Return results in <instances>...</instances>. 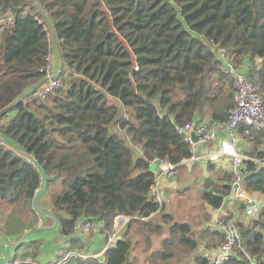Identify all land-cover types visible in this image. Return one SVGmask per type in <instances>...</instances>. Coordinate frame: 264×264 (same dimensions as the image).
<instances>
[{
  "label": "trees",
  "instance_id": "1",
  "mask_svg": "<svg viewBox=\"0 0 264 264\" xmlns=\"http://www.w3.org/2000/svg\"><path fill=\"white\" fill-rule=\"evenodd\" d=\"M0 16L13 17L1 26L0 138L45 171L44 193L59 234L70 238L83 218L101 226L106 244L115 218L124 217L128 227L139 223L146 250L162 236L149 264L193 254L194 264H208L199 241L216 248L223 241L218 231L206 228L196 236L190 224L167 214L158 224L142 221L163 212L150 197L156 173L148 169L154 159L176 165L191 157L177 127L227 120L234 90L220 52L234 67H246L264 97V0H0ZM51 48L64 88L25 99L44 80L40 69ZM243 130L239 137L253 142L248 157L260 162L244 163L243 191L264 198L262 132L246 136ZM41 182L36 167L0 145L3 236L18 239L37 226L32 200ZM232 182L228 172L206 178L201 205L219 210ZM235 225L240 240L226 264H264V202L255 219ZM128 227L104 251L103 263L89 257L76 264H131ZM29 239L17 246L29 249L22 264L39 253L40 241Z\"/></svg>",
  "mask_w": 264,
  "mask_h": 264
},
{
  "label": "built area",
  "instance_id": "2",
  "mask_svg": "<svg viewBox=\"0 0 264 264\" xmlns=\"http://www.w3.org/2000/svg\"><path fill=\"white\" fill-rule=\"evenodd\" d=\"M13 17L7 18L0 16V38L3 31L1 27L3 24H12ZM53 48L50 49L46 55L44 66L40 69V72L44 75V80L33 88L25 97L43 99L48 95H51L54 91L64 88L63 82L58 78L60 69L57 74H54L52 69V62L54 59ZM221 59L223 60V70L228 73L233 83V102L234 105L229 111L227 120L223 123H209L204 122L200 124H187L182 127H177V134L180 135L184 142L189 144L192 155L190 158L181 160L178 164L173 165L167 161L154 159L151 163L156 166V176L154 183L150 188V197L153 202L157 203L159 207L164 204V191L162 183L164 179H171L174 177L175 172L178 168H190L198 160H202L204 164H217L219 168L225 169L229 174L232 175L233 182L231 190L234 189L233 198L241 203H246L247 214L253 215L257 213L258 204L248 198V195L244 193L242 186V169L244 163L251 160L260 164L259 160L250 159L248 156H242L239 150L237 130L239 127L244 128V135L248 136L252 131H264V97L259 92L257 85L246 75L244 71L234 67L225 58L224 52H220ZM191 134L198 137L197 142H193ZM218 144L214 151L207 152L203 157L196 156V149L199 145L202 146H215ZM0 145L5 149H9L14 154L23 160L25 163L32 165L33 158L29 155L23 154L20 150L13 149L1 141ZM223 161L224 163H221ZM264 161V160H263ZM81 219V218H80ZM78 219L74 224V233L86 234L94 233L96 223L83 221L78 223ZM128 218L117 217L114 220V234L109 237L106 244L102 248V253L112 247L115 243V239L119 236V233L123 227L124 220ZM129 219L127 220V222ZM145 221V219H142ZM41 221H38V225ZM215 230L220 233L223 241L216 247L212 248L209 252L208 264H226L230 258L235 254L234 248L237 246L240 240L239 231L235 225V222L231 220H224L222 215L217 214L214 219ZM73 233V234H74ZM210 253L212 254L210 256ZM89 257L96 258L93 254H78L75 251H68L61 259V263L65 264L73 260H85ZM3 259V264H22L18 260H7L0 256V260ZM103 263V257L99 261Z\"/></svg>",
  "mask_w": 264,
  "mask_h": 264
},
{
  "label": "crops",
  "instance_id": "3",
  "mask_svg": "<svg viewBox=\"0 0 264 264\" xmlns=\"http://www.w3.org/2000/svg\"><path fill=\"white\" fill-rule=\"evenodd\" d=\"M53 51H54L55 56H57L59 58L58 52L55 49H53ZM60 68H61V63L59 62V69ZM244 70H246V67H243V69H241V71H244ZM53 73L57 74L56 71H54ZM238 143H239V150L241 148H244L245 151L250 149L252 147V144H253V142H251V141L250 142H248V141L245 142V141H242L240 138H238ZM217 147H218L217 143L215 144V146H212V145L211 146L199 145L197 147V149H196V156L197 157H199V156L203 157V156H205V154L207 152H212V151H214V148H217ZM258 151H263L264 152V146L261 147ZM136 153H137L136 156H138L139 155V149H136ZM201 161L202 160H198L197 162H195L193 164L195 166V168H198V170L202 169V172H200V176L203 179V181L201 182L202 183L201 186L203 185V182L205 181V179L212 177L214 173H216V172H227L225 169L219 168L217 166V164H211L210 163V165H213V169L212 170L208 169V164H207V167L205 168L203 166V164H202L203 162L201 163ZM221 163H224V162L221 161ZM196 172H197V169H194V171L192 173L191 170H189V169L186 170L184 167L183 168H178L177 171L175 172V175H174L173 178L164 179V181L162 183V188H163V191H164L163 212L161 214L153 215V216L150 217V219H145V220L148 221V220H151L153 218L160 219L161 215H164V214L170 215L172 220H176V217L175 216L173 217V213H171V210H170L172 204L174 203L172 201V199L175 198L172 195V192L177 188V186H179V184H181L180 182H181V178L182 177H184L186 175H189L191 177L193 174H197ZM201 186H200V188H201ZM200 188L197 189L198 190L197 192L200 191ZM248 198L250 200H252V201H255L258 204V207H260L262 205V203L264 202L263 196H261L259 194L248 195ZM178 199H176V200H178ZM169 202L171 203L170 204V208L165 210V208L167 206L166 204H168ZM164 205H165V207H164ZM190 205L191 204H189V206ZM193 205L194 204H192L189 207V210L191 209V207ZM203 208L205 209L204 210L205 211V215L210 216V220L209 221L205 220V223L203 224V226L201 228L202 230H204L206 228H209V229H211L213 231H216L215 227H214V219H215L217 214L224 215V216L228 215V216L231 217V219H229V220H231L233 222H242V223H247V222L251 221L252 219H255L256 215H257V213L256 214L254 213L251 216L248 215L247 214V205H246V203L238 202L234 198H230V197L221 206V208L219 210H217V211L211 210V209H209V208H207L205 206H203ZM43 209L49 211L48 208L44 207ZM184 210H188L187 206H184ZM257 212H258V210H257ZM5 215H6V213H4V214H2L0 216V227H2V225H3V219H4ZM189 217H191V216H189ZM38 219H39L38 221H41L39 225H38V223H36L38 225V227L51 226L52 223H53L52 220L47 219L45 217H40ZM38 221H36V222H38ZM83 221H84V219L81 218L78 221V223H81ZM181 222H183V221H181ZM96 224H97L96 225L97 230H95V232L93 233L95 235H93L90 238V240L87 239V241H85L86 243H88V250H87L88 252H84V253H81V254H89V255L93 254L94 256H96L95 259L100 261L101 258L103 257L102 248H103V246L105 244L103 242V236H102V233H101V226L98 223H96ZM126 230L127 229H125V231ZM129 231H130V229H129ZM44 232H48V233L29 236L31 241L32 240H38L40 242L42 241V243L40 245L41 253L39 252L37 258L32 260V261H30L29 258H26V262H31L32 264H62L61 263L62 257L69 250L70 251H74L75 250V247L73 246V244H70L69 239H78L79 241L84 242V238H82V237H87L88 236L87 234H82V233H79L77 231V233H74L70 238H64V237H62L59 234V228L57 226L51 231H44ZM38 233H40V232H38ZM121 234L122 233H119V236ZM15 241H16L15 238H13L11 236H3L1 234V232H0V256L6 258L7 260H13L15 258V256L17 254H19L20 258H16L15 260L21 261L23 259L21 257L26 252L28 253L29 249L26 250L25 247H23V246L22 247H17V248L11 247V245ZM204 246H205L204 241L201 240V243L199 241L198 252H200V253L202 252L203 256L206 259H208L209 258V252L211 251L212 248L211 249L210 248L206 249ZM17 249H18V251H17ZM152 250H157V248H154ZM132 251H133V249H132ZM132 251L130 253V257L133 258L134 256L132 255ZM12 253H14L16 255H14V257L12 259H9V256ZM77 253L80 254L79 252H77ZM211 255L212 254L210 253V256ZM76 262H77V260H74V261H71V262H68V263H65V264H76ZM0 264H3V259L0 260Z\"/></svg>",
  "mask_w": 264,
  "mask_h": 264
},
{
  "label": "rangeland",
  "instance_id": "4",
  "mask_svg": "<svg viewBox=\"0 0 264 264\" xmlns=\"http://www.w3.org/2000/svg\"><path fill=\"white\" fill-rule=\"evenodd\" d=\"M0 40H1V38H0ZM59 62H60L59 58L57 56H54V60L52 62V69L54 71H56V73H58V70H59ZM239 70H241V68ZM261 132H262L261 140L263 141L261 147H263L264 146V137H263L264 131H261ZM241 140L245 141V142L248 141V140H244V139H241ZM248 142H250V141H248ZM251 149H252V147L250 149H248L247 151H245L244 148H241L240 149L241 155L247 157L248 156L247 153L251 152ZM202 164L205 168L207 167V164H204V163H202ZM185 169L191 170L192 173H193L194 169H197V172H196L197 174H193L191 177L189 175H186V176L181 178V182H180L181 184H179V186H177V188L172 192V195L175 197L174 199H172V201L174 203L172 204L171 208H170V204H171L170 202L171 201L168 204H166L167 206H166L165 210L170 208L171 213H173V217L174 216L176 217V220H174V221L187 222L188 224L191 225L192 230L195 233V235L198 236V233L202 230L201 228H202L203 224L205 223V211H204L205 209L203 208V206L201 205V203L198 199V192H197L198 191L197 189L200 188V186L202 184L201 182L203 181V179L200 176V172H202V169L198 170V168H195L194 165H192L190 168H185ZM54 187H58V186L54 184ZM45 192H46V190H45ZM44 194L45 195L41 197V200L39 201V203L42 207L48 208L49 207L48 197H47L46 193H44ZM176 199H178V200H176ZM189 204H191V205L194 204L190 210H189V207L191 205L189 206ZM184 206H187L188 210H184ZM164 207H165V205H164ZM2 208H4V207H2ZM4 209H6V208H4ZM6 210H8V209H6ZM4 213H7V212L5 210L0 209V216ZM189 216H191V217H189ZM40 217H42V216H40ZM127 220H124L123 227L121 230H119L120 233H123L125 231V229L128 227L127 226V224H128ZM159 220L160 219H158V218H153L149 221L153 222L155 224L156 223L158 224ZM37 227H38V225H37ZM138 227H139V223H137V222L131 224V226L128 227L130 229L129 234H128V238H130L132 241V244H133L132 255L134 256L133 258L129 257L130 258L129 262H131V264H149L148 263L149 251L154 249V248H157V250L159 249V245H160V241L162 240V236L161 237H153L150 249L146 250L145 243L143 240L144 235L142 234L141 230L138 229ZM162 227L166 228L165 224L162 223ZM44 233H48V232L42 231L40 233H34L32 235H38V234H44ZM86 234L88 235L87 237H82V238H84V247L82 248L83 250L80 248H77L74 250L75 252H79V253L88 252L87 251L88 250V243H86L85 241H87V239L90 240V238L95 234H93V233H86ZM32 241H34V240H32ZM32 241H27V243L32 242ZM40 243H42V241ZM200 243H201V241H200ZM17 251H18V249H17ZM39 252L41 253L40 248H39ZM14 255H16V254L12 253L9 256V259H12L14 257ZM37 256L34 259H36ZM194 257H195L194 254L191 255L189 258H186V256L181 255L180 259L172 260L168 264H194V261H193ZM15 258H20V255L17 254L15 256Z\"/></svg>",
  "mask_w": 264,
  "mask_h": 264
},
{
  "label": "water",
  "instance_id": "5",
  "mask_svg": "<svg viewBox=\"0 0 264 264\" xmlns=\"http://www.w3.org/2000/svg\"><path fill=\"white\" fill-rule=\"evenodd\" d=\"M195 125V124H193ZM191 139L193 142H197L198 140V137L195 136L194 134H191ZM32 165L34 167H36L39 171H40V174H41V179H42V182H41V187L40 189L36 192L33 200H32V208L33 210L39 215V216H42V217H45L47 219H50L52 220V225L51 226H42V227H35L31 230H28L26 232H24L12 245L11 247H17L19 244H21L22 242L25 241L26 238H28L29 236H31L32 234L34 233H38V232H42V231H51L53 230L56 226H57V220L55 219V217L52 215L51 212L43 209V208H39L38 206V200L39 198L43 195V193L45 192L46 190V187H47V178H46V173L45 171L43 170V168L33 159L32 160ZM149 172L151 173H156L155 170H156V166L154 163H151L149 165ZM234 189L231 190V194H230V198H233V195H234ZM120 239V236H117V238L115 239V242L117 240Z\"/></svg>",
  "mask_w": 264,
  "mask_h": 264
}]
</instances>
